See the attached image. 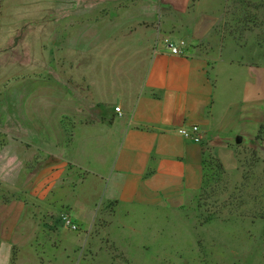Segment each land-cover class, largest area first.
I'll return each mask as SVG.
<instances>
[{
	"label": "crops",
	"instance_id": "crops-1",
	"mask_svg": "<svg viewBox=\"0 0 264 264\" xmlns=\"http://www.w3.org/2000/svg\"><path fill=\"white\" fill-rule=\"evenodd\" d=\"M14 1L3 3L0 20L7 5L23 0ZM45 1V77L24 58V35L40 32L37 12L24 22L15 6V22L0 29L15 35L0 44L15 51L6 69L16 67L1 75L13 91L0 94V264L46 250L55 207L69 205L66 188L79 172L82 187L115 205L180 209L202 188L207 153L236 175L239 151L264 147L254 141L264 115V49L232 37L220 7L195 10L201 0ZM163 37L186 47L172 54ZM193 124L200 142L178 133Z\"/></svg>",
	"mask_w": 264,
	"mask_h": 264
},
{
	"label": "rangeland",
	"instance_id": "rangeland-1",
	"mask_svg": "<svg viewBox=\"0 0 264 264\" xmlns=\"http://www.w3.org/2000/svg\"><path fill=\"white\" fill-rule=\"evenodd\" d=\"M260 1L201 0L195 10L211 11L220 7L224 15L223 26L232 37L242 43L245 37L257 43V34L262 29L249 30L247 26L251 25L248 17L253 12L254 3ZM9 5L0 20V29H5L10 20L15 22L10 14L15 6L24 22L29 21L31 12H37L40 32L24 35L29 42L24 58L37 64L33 73L45 77L46 65L50 61L45 34L49 4L45 0H23ZM258 13L261 15L262 12ZM91 21L93 19H87V22ZM13 37L15 35L5 37L0 34V43L5 38L11 42ZM226 41L231 44L233 40L227 37ZM4 48L0 44V94L13 91L12 86L2 83L1 75L13 73L16 68L12 66L10 72L6 69L5 57H14L15 51ZM55 58L62 61V51L56 52ZM9 62L14 61L10 59ZM31 68L28 63L24 71ZM210 72L215 76L214 71L213 74L212 70ZM251 148L254 147L239 151L242 167L238 174L212 175L206 187L192 195L180 209L115 205L107 201L104 193L82 187L79 178L84 173L79 172L66 188L71 193L69 205L55 207L51 229L54 233L45 246L46 250L36 251V256L31 259L15 258L12 264H264V219L256 217L261 205L257 199L260 194L257 187L264 173V147L255 148L260 160L253 165L249 156ZM248 167H252L255 176L245 181L242 176ZM250 183L252 186L248 187ZM83 206L87 209L84 210ZM61 211L77 229L65 225Z\"/></svg>",
	"mask_w": 264,
	"mask_h": 264
},
{
	"label": "trees",
	"instance_id": "trees-1",
	"mask_svg": "<svg viewBox=\"0 0 264 264\" xmlns=\"http://www.w3.org/2000/svg\"><path fill=\"white\" fill-rule=\"evenodd\" d=\"M2 1L0 0V15H1V7H2ZM254 3V2H253ZM252 14L248 17L251 25L247 26L248 29H253V28H260L262 29L258 34H257V44L260 46L264 47V0L254 3L253 10H251ZM257 11V14H255ZM258 11H261V15L258 13ZM247 22V21H246ZM247 24V23H245ZM254 141H256L259 145H264V115L261 123L259 124L256 134L254 136ZM249 156L251 157L252 165L257 163L260 159L259 156L257 155V150L255 148H251L249 150ZM239 168L242 167V162L241 159L239 158ZM203 166L205 169V174H204V179H203V185L202 188L207 185L208 179H211V176L214 174H221V175H227L226 172L223 170L221 164L219 161L214 158L211 154L207 153L206 156L203 159ZM244 169V168H243ZM254 171L252 170V167H248L246 171L244 172L242 178L245 181L252 180L254 178ZM261 184L258 185L257 189L260 191L259 196H257V199H259V203L261 205L259 206V209H257L258 216L259 218L264 219V173L261 175ZM252 183L248 185V187H251ZM252 213V211H251ZM13 263V259H12Z\"/></svg>",
	"mask_w": 264,
	"mask_h": 264
},
{
	"label": "built area",
	"instance_id": "built-area-1",
	"mask_svg": "<svg viewBox=\"0 0 264 264\" xmlns=\"http://www.w3.org/2000/svg\"><path fill=\"white\" fill-rule=\"evenodd\" d=\"M161 44L164 49L169 51L172 54H180L183 49L186 47V42L181 39L178 41H173L169 37H163L161 39ZM115 111H120L118 106L115 107ZM199 126L196 124L191 125L189 128H179L178 133L186 139H190L194 142H200V135H199ZM62 219L67 227L71 229H77L75 223H73L67 215H62Z\"/></svg>",
	"mask_w": 264,
	"mask_h": 264
}]
</instances>
